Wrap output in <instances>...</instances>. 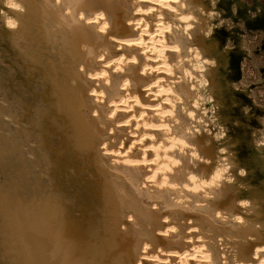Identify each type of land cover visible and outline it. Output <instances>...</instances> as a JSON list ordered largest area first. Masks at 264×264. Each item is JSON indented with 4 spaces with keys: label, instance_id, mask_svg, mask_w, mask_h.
<instances>
[{
    "label": "bare ground",
    "instance_id": "1",
    "mask_svg": "<svg viewBox=\"0 0 264 264\" xmlns=\"http://www.w3.org/2000/svg\"><path fill=\"white\" fill-rule=\"evenodd\" d=\"M204 11L0 0V264H264L202 124Z\"/></svg>",
    "mask_w": 264,
    "mask_h": 264
},
{
    "label": "rangeland",
    "instance_id": "2",
    "mask_svg": "<svg viewBox=\"0 0 264 264\" xmlns=\"http://www.w3.org/2000/svg\"><path fill=\"white\" fill-rule=\"evenodd\" d=\"M240 1L252 4V0H239L231 7ZM201 2L205 11L200 38L207 58L200 62L198 71L202 124L222 167L236 177L240 174L239 178L246 181L241 188L247 193L253 190L264 201V31L247 30L242 18L226 17L222 0ZM259 3L264 5V0ZM234 29L242 30L236 32L240 36L237 43L225 34L224 41V31ZM10 67L0 63V74L7 82L14 76L7 71Z\"/></svg>",
    "mask_w": 264,
    "mask_h": 264
},
{
    "label": "flooded vegetation",
    "instance_id": "3",
    "mask_svg": "<svg viewBox=\"0 0 264 264\" xmlns=\"http://www.w3.org/2000/svg\"><path fill=\"white\" fill-rule=\"evenodd\" d=\"M235 1L238 2L239 0H222L221 5L224 7L223 14L226 17L231 16L232 18H236L237 20L239 18H242L247 30L253 29V31H257L259 29L264 31V5L259 3L260 0H252L251 5L245 4V2L240 1L238 3L239 5H236V7L233 8L231 7V3ZM238 30L240 32L242 31L241 29H234L232 31L226 30L224 31L225 33H223V35L225 34L226 37L228 36L227 38H229V36L231 38H234L235 42L237 43L236 40H238V38L240 37L236 33ZM226 37L224 38V41L227 39ZM235 57L237 58V55ZM236 66L239 69L240 64L238 60L236 61Z\"/></svg>",
    "mask_w": 264,
    "mask_h": 264
}]
</instances>
